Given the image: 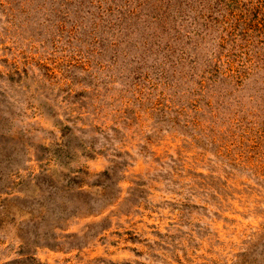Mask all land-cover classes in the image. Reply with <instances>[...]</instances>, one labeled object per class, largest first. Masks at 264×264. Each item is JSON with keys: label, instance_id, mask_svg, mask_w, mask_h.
I'll list each match as a JSON object with an SVG mask.
<instances>
[{"label": "rangeland", "instance_id": "1", "mask_svg": "<svg viewBox=\"0 0 264 264\" xmlns=\"http://www.w3.org/2000/svg\"><path fill=\"white\" fill-rule=\"evenodd\" d=\"M0 264H264V0H0Z\"/></svg>", "mask_w": 264, "mask_h": 264}]
</instances>
